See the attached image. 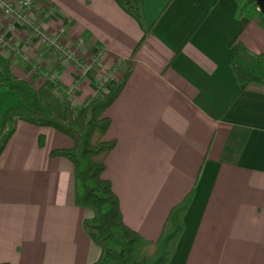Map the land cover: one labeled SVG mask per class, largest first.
Masks as SVG:
<instances>
[{
  "label": "crops",
  "instance_id": "0c3cea01",
  "mask_svg": "<svg viewBox=\"0 0 264 264\" xmlns=\"http://www.w3.org/2000/svg\"><path fill=\"white\" fill-rule=\"evenodd\" d=\"M237 8L238 0H144L141 23L117 0H31L28 14L42 29L65 25V45L83 38L80 58L103 50L84 76L0 10V52L36 87L59 82L83 104L129 70L105 111V138L116 143L103 175L125 224L148 239L192 193L167 264H264V85L239 92L230 66L233 38L264 53V29L244 25ZM118 62L114 78L100 84ZM13 105L21 104L0 98V125ZM72 144L51 126L17 121L0 153V264L98 258L82 224L93 212L74 202V165L50 155Z\"/></svg>",
  "mask_w": 264,
  "mask_h": 264
},
{
  "label": "trees",
  "instance_id": "16d2710c",
  "mask_svg": "<svg viewBox=\"0 0 264 264\" xmlns=\"http://www.w3.org/2000/svg\"><path fill=\"white\" fill-rule=\"evenodd\" d=\"M139 22L144 20V0H117ZM237 16L244 25L255 22L264 29V13L254 0H238ZM230 66L242 91L249 82L264 85V53L246 47L238 35L233 38ZM129 70L114 82L102 96H94L83 104L72 101L68 89L59 82L36 87L32 82L13 74L8 60L0 52V89L19 93L23 105L7 107L0 125V153L13 134L18 120L46 125L69 136L71 147L55 148L51 156H64L74 165V202L89 207L93 214L83 219V228L100 247L97 259L89 264H167L183 230V215L192 193L171 207L160 236L148 239L125 224L119 200L109 179L103 173L106 157L115 146L106 139L110 118L107 107L122 90ZM44 135L38 136V143ZM2 264H8L7 262Z\"/></svg>",
  "mask_w": 264,
  "mask_h": 264
},
{
  "label": "built area",
  "instance_id": "2783aa9c",
  "mask_svg": "<svg viewBox=\"0 0 264 264\" xmlns=\"http://www.w3.org/2000/svg\"><path fill=\"white\" fill-rule=\"evenodd\" d=\"M31 4V0H17L12 2L10 0H0V10H2L7 17L19 22L20 24L29 28L31 35L40 41L42 44L48 46L56 51L64 62H72L77 66L80 76H84L98 61L103 57V50H97L90 55L86 60L78 55V50L83 44V38H76L71 45H65L60 40V35L65 31L66 26L61 25L56 33L45 31L29 16L27 9ZM7 44L6 39L0 34V47ZM119 62L114 67L102 74L101 84L108 82L114 78L119 69ZM70 92V91H69Z\"/></svg>",
  "mask_w": 264,
  "mask_h": 264
},
{
  "label": "rangeland",
  "instance_id": "374dc122",
  "mask_svg": "<svg viewBox=\"0 0 264 264\" xmlns=\"http://www.w3.org/2000/svg\"><path fill=\"white\" fill-rule=\"evenodd\" d=\"M101 79H102V75H101L99 82L101 81ZM100 84H101V82H100ZM1 91H3V90L0 89V95H1L0 98H1L2 102H9V104H15V102H17V103H20L21 105H23V102H22L21 97H20L18 92L11 91V90H4L6 93V95H5L4 93L1 94ZM71 93H72V91H70V94H69L72 98V101L74 103H77L76 99L71 95Z\"/></svg>",
  "mask_w": 264,
  "mask_h": 264
},
{
  "label": "water",
  "instance_id": "95a60500",
  "mask_svg": "<svg viewBox=\"0 0 264 264\" xmlns=\"http://www.w3.org/2000/svg\"><path fill=\"white\" fill-rule=\"evenodd\" d=\"M257 8L264 13V0H254Z\"/></svg>",
  "mask_w": 264,
  "mask_h": 264
}]
</instances>
